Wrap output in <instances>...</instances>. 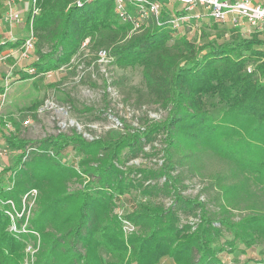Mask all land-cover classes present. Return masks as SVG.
<instances>
[{"label": "trees", "instance_id": "16d2710c", "mask_svg": "<svg viewBox=\"0 0 264 264\" xmlns=\"http://www.w3.org/2000/svg\"><path fill=\"white\" fill-rule=\"evenodd\" d=\"M163 3L159 22L150 17L133 30L114 0H38L36 71L22 78L105 49L120 67L140 71L138 102L148 99L166 115L91 140L73 130L34 142L1 119L0 140L17 156L1 168L0 264L30 262V242L32 264H238L227 260L236 248L264 254V30L243 36L226 21L229 39L199 43L176 25L187 9ZM23 40L0 42V53ZM38 106L28 108L33 117ZM195 175L207 180L203 192L185 195L186 177ZM31 189L38 193L27 227L15 216L11 230L8 201L20 208ZM262 262L249 255L245 264Z\"/></svg>", "mask_w": 264, "mask_h": 264}, {"label": "rangeland", "instance_id": "374dc122", "mask_svg": "<svg viewBox=\"0 0 264 264\" xmlns=\"http://www.w3.org/2000/svg\"><path fill=\"white\" fill-rule=\"evenodd\" d=\"M18 1L23 11V22L10 25L5 18L7 9L5 0H0V42L9 40L11 36L22 39L28 34V19L32 5L29 0ZM182 6V4L178 5L179 8ZM194 13L201 15L203 19L190 22L189 17ZM181 20L179 28L186 32L189 39L199 43L209 39H229L233 34L230 29L231 25L217 21L212 22L203 8L189 11L187 17ZM239 32L243 36H249L252 33L246 25L240 26ZM85 47L86 42L82 44V49ZM15 50L16 48L4 49V52H13L6 60L0 61V85L5 82L6 77L9 80L7 99L1 106L0 115L7 117L11 123V131L19 134L20 137L34 142L60 132L71 134L75 130L82 133L86 139L91 140L104 135L107 131L118 133L124 130L125 125L139 127L146 120H160L166 115L164 110L148 99H144L141 103L138 102L135 88L144 87L138 69L122 68L113 59L99 61L98 54L95 56L92 54L88 63L89 60H85L81 53L74 56L67 65L58 70L50 71L44 76L24 79L22 74L27 72L26 69L37 57L33 52V57L23 59L20 58V52H14ZM85 53L88 54V50ZM105 83H107V88ZM36 104L39 106L35 112L36 117H33L32 113L28 112V108ZM12 118L18 123L19 129L14 125ZM25 119H29L27 124H24ZM156 146L163 147V143L157 142ZM0 152L4 153L0 154V179H2L1 168L11 167L17 153L5 147L1 140ZM70 152V156L67 157L68 162L76 155L74 150L70 149ZM160 160L159 157L155 158L153 163L161 162L162 160ZM134 162L138 164L148 161L145 158H137ZM217 166L220 167V164ZM5 177L8 178V175ZM7 178L4 179L7 180ZM206 181L197 175L186 177L185 183L188 187L184 188V194L196 196L202 193ZM74 186L78 187V185ZM204 196L205 192L202 197ZM31 200L33 198L30 196L27 200L21 199L20 208H16L15 201L8 202L11 204V208L9 211L7 210V213H15L17 216L16 213L23 212L22 216L29 217L33 207L30 206ZM124 201L125 206L126 203H130V198L126 197ZM164 202L169 204L170 199L165 198ZM235 212L239 214L238 210ZM190 220L196 221L192 218ZM27 222L21 226V230L27 227ZM12 226H16L18 230L19 224L16 223V219L12 220ZM12 226L10 229L14 230ZM227 236L231 237V234H227ZM30 244L32 245L33 242ZM239 247L243 248L244 246L240 244ZM26 252L28 254V249ZM244 253L241 249L236 248L232 254L228 255L227 260L245 264L250 255L259 260L263 259L262 263L264 264V254H260L256 246L249 249V255ZM28 255L33 262L35 256L32 253ZM164 264H171V260L167 259Z\"/></svg>", "mask_w": 264, "mask_h": 264}, {"label": "built area", "instance_id": "2783aa9c", "mask_svg": "<svg viewBox=\"0 0 264 264\" xmlns=\"http://www.w3.org/2000/svg\"><path fill=\"white\" fill-rule=\"evenodd\" d=\"M31 2V17L28 21L29 31L27 36L22 41L21 45L15 47L16 50L14 52H20V58L27 59L33 57V52L35 49V32L33 28L34 16L37 15L40 11L38 7V0H29ZM169 2H178L182 4V8L187 9V11H194L196 8H203L209 17H212L216 21L226 22L231 21L232 23L243 26L246 25L250 28V31L254 30H264V4L256 0H168ZM6 4V13L5 18L10 23V25H16L18 23L23 22L22 17V7L19 5L18 0H5ZM78 4L81 5V0H78ZM115 10L119 15L120 19L123 22H130L133 25V30L139 29L141 25H143L150 17L159 22V18L161 17L162 10L164 7L163 0H114ZM196 18H200L199 14H191ZM186 16L181 19L184 20ZM190 18V17H189ZM181 19H178L176 25L178 26ZM12 42L17 41L18 39L14 36H11L10 39ZM87 42V40L85 41ZM14 48V49H15ZM11 50V49H10ZM9 50V51H10ZM13 52V51H11ZM11 52H1L0 53V61L6 60ZM98 58L99 61H109L112 58L109 56L107 50L101 49L99 50ZM26 71L28 73H35V68L31 65ZM5 82L0 85V111L1 106H3L4 102L7 99L8 90H9V80L8 77L5 78ZM1 114V112H0ZM3 120L5 126L8 130L11 129V123L7 120V117L0 115V120ZM29 119L24 120V124H27ZM34 147L28 146L27 153H29ZM5 150V149H4ZM0 154H4L0 152ZM37 189H31L29 192L23 195L22 199L27 200L29 196L33 198L31 200L30 206L34 205ZM8 202H11L10 200ZM9 213V212H8ZM11 214V213H9ZM16 217H22L24 213H16ZM15 214H12V218L14 219ZM26 222L28 218L26 215ZM16 225V224H15ZM24 225V224H23ZM22 225V226H23ZM126 228L130 226V224L126 223ZM17 226V225H16ZM16 226H12L14 230H17ZM129 229H132L130 227ZM25 230V229H24ZM26 249H28V254H33L37 251V247L34 244H28ZM32 260H28L26 264H32Z\"/></svg>", "mask_w": 264, "mask_h": 264}, {"label": "crops", "instance_id": "0c3cea01", "mask_svg": "<svg viewBox=\"0 0 264 264\" xmlns=\"http://www.w3.org/2000/svg\"><path fill=\"white\" fill-rule=\"evenodd\" d=\"M257 1V0H256ZM259 2V1H258Z\"/></svg>", "mask_w": 264, "mask_h": 264}]
</instances>
